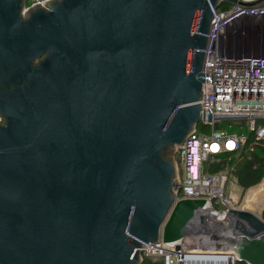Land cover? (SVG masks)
<instances>
[{
  "label": "water",
  "instance_id": "obj_1",
  "mask_svg": "<svg viewBox=\"0 0 264 264\" xmlns=\"http://www.w3.org/2000/svg\"><path fill=\"white\" fill-rule=\"evenodd\" d=\"M25 1L0 0V264H143L202 210L264 264V216L175 201L169 150L204 117L215 9L239 0Z\"/></svg>",
  "mask_w": 264,
  "mask_h": 264
},
{
  "label": "built area",
  "instance_id": "obj_2",
  "mask_svg": "<svg viewBox=\"0 0 264 264\" xmlns=\"http://www.w3.org/2000/svg\"><path fill=\"white\" fill-rule=\"evenodd\" d=\"M48 1L32 0V3L45 5ZM215 11L217 16H213L207 34L202 66V73H208V78L203 83L200 104L204 117L199 124L207 130H199L197 125L183 144L175 148L179 157L175 201L203 200L214 209L225 211L236 208L239 199L231 191L237 184L233 168L226 166L209 173L208 167L224 159L231 161L234 154L242 151L254 152L258 144H264V45L259 46L260 54L252 55L243 51L239 43L244 34L264 30V1L239 0L226 9L218 6ZM196 51L192 52V60ZM224 121L239 124L226 128ZM221 203L225 209L219 208ZM196 220L200 224L199 217ZM207 235L200 232V237L209 238L200 240L204 244H195L192 234L174 246H167L162 239L155 244L144 243L141 259L162 264H239L235 251L219 241L215 244L216 236Z\"/></svg>",
  "mask_w": 264,
  "mask_h": 264
},
{
  "label": "trees",
  "instance_id": "obj_3",
  "mask_svg": "<svg viewBox=\"0 0 264 264\" xmlns=\"http://www.w3.org/2000/svg\"><path fill=\"white\" fill-rule=\"evenodd\" d=\"M233 4L229 2H222L219 5L220 9H226ZM199 130H207V127H203L198 124ZM226 166L232 167V174L237 179V184L243 190L258 185L264 180V144H258L254 152L246 153L242 151L234 154L231 161L226 159L219 163L211 164L208 167L209 173H216L223 170ZM264 215V214H263ZM143 264H162L159 261H153L151 259H144ZM239 264H246L245 262H239Z\"/></svg>",
  "mask_w": 264,
  "mask_h": 264
},
{
  "label": "rangeland",
  "instance_id": "obj_4",
  "mask_svg": "<svg viewBox=\"0 0 264 264\" xmlns=\"http://www.w3.org/2000/svg\"><path fill=\"white\" fill-rule=\"evenodd\" d=\"M239 43H240V46L242 47L243 51H246V52H248L249 54H252V55L260 54L261 52H260L259 46L262 45V44L264 45V30H262L259 33L244 34L242 37H240V42ZM222 124L226 128H228L229 124H232L233 127H236V126H238L237 124H239V122L224 121V122H222ZM169 150L171 151V156H172L173 160L175 162H177L179 157H178V155H176L175 148L174 147L173 148H169ZM262 182L264 183V180H262L261 183H259L258 185L249 188L248 190H243L241 187H239L238 184H235L234 186H232L231 187V191L235 195H237L239 197L238 203L236 204L235 207L236 208H244V209H247V210H250L252 212L257 213L260 216H263V212H262L261 209L258 208V206H255V208L254 207L248 208L246 206V203L249 200L248 196H249V193H250L251 189L261 185ZM262 203H264V197L262 198V200H261V202L259 204H262ZM219 208L220 209H225L226 206L221 203L219 205Z\"/></svg>",
  "mask_w": 264,
  "mask_h": 264
},
{
  "label": "bare ground",
  "instance_id": "obj_5",
  "mask_svg": "<svg viewBox=\"0 0 264 264\" xmlns=\"http://www.w3.org/2000/svg\"><path fill=\"white\" fill-rule=\"evenodd\" d=\"M263 192H264V183L262 182L261 185L251 189L249 194L252 195L251 197H253V198L246 203V206L248 208H252V207L255 208V206H257L261 202V199L263 198L262 196H264ZM201 218L203 220H201L200 224H198V226L196 225L197 227L194 228L192 231H190V234H192L196 239V241H194V243L195 244H198V243L204 244V243H201L200 240L205 241V240L209 239L208 237H205V236L200 237L199 236L200 231H202L201 233L203 235H207L205 233L208 231H213L214 233H215V231H218V237L214 238L215 244H219V242H221L224 246H226V243H225L226 241L222 237H220L219 234H221L222 232L229 231L228 230L229 227H227V223H224L225 225L222 224V222H219L216 219H214L213 214L207 213L205 211H202ZM215 223H218V225L213 226ZM221 243H220V245H221ZM206 244H209V243H206Z\"/></svg>",
  "mask_w": 264,
  "mask_h": 264
},
{
  "label": "flooded vegetation",
  "instance_id": "obj_6",
  "mask_svg": "<svg viewBox=\"0 0 264 264\" xmlns=\"http://www.w3.org/2000/svg\"><path fill=\"white\" fill-rule=\"evenodd\" d=\"M36 5H39V4H35V3H32V0H26L23 7H22V12L23 14L26 13V11L31 8L32 6H36ZM13 89V88H12ZM3 120L0 119V123L3 124Z\"/></svg>",
  "mask_w": 264,
  "mask_h": 264
},
{
  "label": "crops",
  "instance_id": "obj_7",
  "mask_svg": "<svg viewBox=\"0 0 264 264\" xmlns=\"http://www.w3.org/2000/svg\"><path fill=\"white\" fill-rule=\"evenodd\" d=\"M251 196H252V195L249 194V200H251V199L253 198V197H251ZM262 197H264V196H262ZM249 200H248V201H249ZM261 200H262V199H261ZM257 206H258L259 209L262 210V212H263V214H264V203H262V204H258ZM263 216H264V215H263Z\"/></svg>",
  "mask_w": 264,
  "mask_h": 264
}]
</instances>
